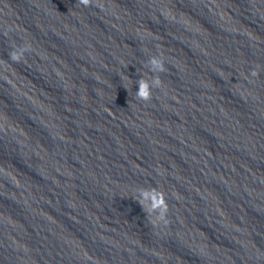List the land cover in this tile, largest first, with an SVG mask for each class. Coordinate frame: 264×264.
<instances>
[{"label":"clouds","instance_id":"clouds-1","mask_svg":"<svg viewBox=\"0 0 264 264\" xmlns=\"http://www.w3.org/2000/svg\"><path fill=\"white\" fill-rule=\"evenodd\" d=\"M77 4L85 7L95 6V0H77ZM29 50L28 47L20 46L18 50H13L8 53L9 59L19 62L24 53ZM144 67L148 68L149 72L156 73L157 75L146 79L145 73L142 74V78L136 82L139 87L138 91L135 93V99L138 101L149 102L153 99L152 89H160L162 86V79L160 78L159 73L166 71L165 60L160 54L152 55L145 62ZM251 75L253 77L257 76V70L253 69ZM136 199L141 205L142 210L146 213V217L155 214V220L152 221L153 224H155L156 221H160L164 224L168 223L167 217L169 205L167 203L166 193L163 190L155 187H152L151 189H142L139 198Z\"/></svg>","mask_w":264,"mask_h":264}]
</instances>
